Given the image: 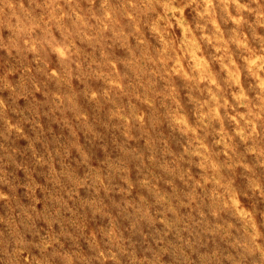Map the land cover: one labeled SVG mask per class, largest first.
Masks as SVG:
<instances>
[{"label":"rangeland","instance_id":"rangeland-1","mask_svg":"<svg viewBox=\"0 0 264 264\" xmlns=\"http://www.w3.org/2000/svg\"><path fill=\"white\" fill-rule=\"evenodd\" d=\"M0 264H264V0H0Z\"/></svg>","mask_w":264,"mask_h":264}]
</instances>
